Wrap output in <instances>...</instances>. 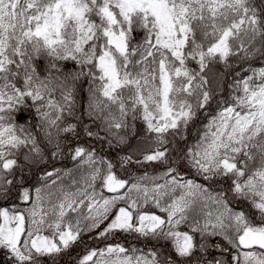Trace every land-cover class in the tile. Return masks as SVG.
<instances>
[{
  "label": "snow or ice",
  "instance_id": "snow-or-ice-1",
  "mask_svg": "<svg viewBox=\"0 0 264 264\" xmlns=\"http://www.w3.org/2000/svg\"><path fill=\"white\" fill-rule=\"evenodd\" d=\"M0 264H264V0H0Z\"/></svg>",
  "mask_w": 264,
  "mask_h": 264
}]
</instances>
